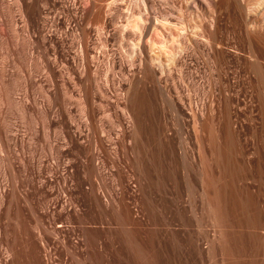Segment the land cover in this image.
Returning <instances> with one entry per match:
<instances>
[{
    "label": "rangeland",
    "instance_id": "374dc122",
    "mask_svg": "<svg viewBox=\"0 0 264 264\" xmlns=\"http://www.w3.org/2000/svg\"><path fill=\"white\" fill-rule=\"evenodd\" d=\"M257 1L0 0V264H264Z\"/></svg>",
    "mask_w": 264,
    "mask_h": 264
},
{
    "label": "bare ground",
    "instance_id": "6f19581e",
    "mask_svg": "<svg viewBox=\"0 0 264 264\" xmlns=\"http://www.w3.org/2000/svg\"><path fill=\"white\" fill-rule=\"evenodd\" d=\"M258 3V6H261V5H263L264 4V0H259V1H257ZM258 6H257V8H258ZM261 7H264V5L263 6H261ZM260 7V8H261ZM260 8H259V10H260ZM256 10V9H255ZM258 10V11H259ZM263 10V9H262ZM144 15V14H143ZM128 19V18H127ZM143 19H141V21H142ZM144 21V20H143ZM128 22L130 23V25L131 26H135L137 23L136 22H138V20H136V18L134 17V14L133 13H131V14H129V20H128ZM127 22V23H128ZM140 22V21H139ZM170 22V21H169ZM126 23V24H127ZM144 23V22H143ZM159 23V22H158ZM162 23H164L165 24V27L167 28V23L166 22H162ZM146 24V23H145ZM145 24H143V26H145ZM149 24V23H148ZM154 24V23H153ZM160 24V23H159ZM169 24V23H168ZM129 25V26H130ZM139 25V24H138ZM138 25H136V26H138ZM161 25H163V24H161ZM127 26V25H126ZM125 26V27H126ZM130 26V27H131ZM140 26V25H139ZM153 26V25H152ZM164 26V25H163ZM169 27V29H163L162 30V33H163V37H164V41L163 42H161V44L160 45H162V46H165V43H166V41H168L169 39H172L173 38V34H172V32H171V28H170V26L171 25H168ZM142 27V26H141ZM141 27H135V29L137 28H141ZM156 27H158L157 26V23H156V21H155V24H154V28H156ZM164 27V28H165ZM260 27H261V29H263L264 28V17H263V21H262V24L260 25ZM128 28V27H127ZM131 28H134V27H131ZM145 28V27H144ZM135 29H131V30H135ZM147 29V28H146ZM141 30H143L142 28H141ZM182 30V29H181ZM142 32V31H141ZM145 32V31H144ZM263 32V31H262ZM216 34V33H215ZM183 35V34H182ZM194 37V39L195 40H200L201 42L203 41L204 43H206L208 46H207V48H209V49H211V45H216V47H217V44H212V43H210V40L208 39V37H203V38H199V37H197L196 35H193ZM203 36V35H202ZM201 36V37H202ZM141 37V36H140ZM211 38H212V34H211ZM174 39H175V37H174ZM186 40V39H185ZM214 40V39H213ZM248 40L251 42V44H253V42L254 41H259L260 42V44H261V49H260V52H261V54H263L264 55V33H258L257 31H253L251 34L248 32ZM172 42V41H171ZM170 42V43H171ZM195 42H197V41H195ZM211 42H212V40H211ZM139 45H140V43H139ZM252 46V45H251ZM139 47V46H138ZM137 47V48H138ZM150 47V46H149ZM213 48H215V47H212V49ZM139 49V48H138ZM211 49V50H212ZM140 50V52H142V53H144L146 56L147 55H149L150 56V61H152V62H154V61H156V62H154L155 64H156V66H157V68H159L160 70H162L163 68H164V66H163V62H161V59H160V57L158 56V53L157 54H155L154 53V51H153V49L150 47V49H149V51L148 52H145L144 50H141V48L139 49ZM163 50V49H162ZM166 50V49H165ZM210 50V51H211ZM214 50V49H213ZM212 50V51H213ZM250 51H251V57H252V59L254 60L253 62L254 63H256L257 61H258V56L254 53V47H253V49L251 48L250 49ZM255 51H256V49H255ZM139 52V53H140ZM167 53V52H166ZM150 64H151V62H150ZM163 72V71H162ZM165 72V71H164Z\"/></svg>",
    "mask_w": 264,
    "mask_h": 264
}]
</instances>
